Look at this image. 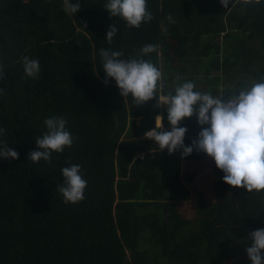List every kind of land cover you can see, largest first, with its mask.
Wrapping results in <instances>:
<instances>
[{
	"label": "trees",
	"instance_id": "16d2710c",
	"mask_svg": "<svg viewBox=\"0 0 264 264\" xmlns=\"http://www.w3.org/2000/svg\"><path fill=\"white\" fill-rule=\"evenodd\" d=\"M71 2L81 4L73 18L63 0H0V142L19 153L0 158V264H252L248 233L264 228L260 194L225 183L206 153L182 158L145 139L157 115L170 130L167 109L155 106L158 95L137 107L114 79L105 84L99 50L159 70L161 61V97L177 77L228 94L264 77V0H242L238 11L220 0H147L154 19L140 28L110 17L107 0ZM149 44L158 49L143 54ZM25 56L40 61L38 79L25 74ZM50 117L67 120L74 142L51 163H31ZM180 126L191 146L197 118ZM71 164L88 184L83 201L65 204L57 188Z\"/></svg>",
	"mask_w": 264,
	"mask_h": 264
},
{
	"label": "clouds",
	"instance_id": "9594fccd",
	"mask_svg": "<svg viewBox=\"0 0 264 264\" xmlns=\"http://www.w3.org/2000/svg\"><path fill=\"white\" fill-rule=\"evenodd\" d=\"M225 9L232 0H220ZM245 4L256 6L261 0H244ZM110 17H119L128 28H140L142 23L154 19L147 6V0H107L102 6ZM63 10L73 18L81 10L79 2L63 0ZM169 23H175L171 14ZM118 28L110 25L106 40L112 44ZM158 49V45L149 44L142 48L143 54H150ZM99 56L102 70L106 74L104 83L114 79L120 94L126 99L131 95L133 103L141 107L157 95L156 107L167 109V121L170 130L164 128V115L155 117L156 127L144 133V138L159 145V151L167 150L169 155L182 150V158L190 156L193 151L206 153L217 168L223 172L225 183L247 190V193L260 194L264 201V77L253 82L250 87H241L228 94L221 91L213 95L211 91H195L191 81L181 82L177 77L165 97L159 95L158 81L162 72L150 60L123 59V51L101 48ZM25 74L38 79L41 65L38 59L23 57ZM4 65L0 64V81L5 80ZM195 116L201 127L191 146L185 144L188 129L180 126L186 118ZM67 120L62 117H50L44 120L47 131L35 138L38 150L29 152L31 163L44 160L51 163L53 152L63 153L65 147L70 148L74 137L66 128ZM207 125V127H205ZM0 129V133H3ZM0 158L3 160L19 159V153L7 142H0ZM135 160V159H134ZM64 181L57 191L62 195L65 204H76L85 199L88 181L83 178L82 166L71 164L61 169ZM249 244L246 248L252 264H264V228L248 233Z\"/></svg>",
	"mask_w": 264,
	"mask_h": 264
},
{
	"label": "rangeland",
	"instance_id": "374dc122",
	"mask_svg": "<svg viewBox=\"0 0 264 264\" xmlns=\"http://www.w3.org/2000/svg\"><path fill=\"white\" fill-rule=\"evenodd\" d=\"M242 5V0H232V4H230L229 5V9L230 10H235V11H238V8H240V6ZM218 41H220L221 39L220 38H218L217 39ZM162 63H161V61H160V71L163 73V68H162V65H161ZM245 81H247L246 79L244 80V82ZM202 92V91H201ZM180 164H181V169H186V167L183 165V161H181L180 162ZM261 205V203H260V201L258 202V204L256 205L257 207H259ZM193 226L191 225V226H188V227H186V228H192ZM165 241L166 242H169L170 240H166L165 239ZM203 264H205V263H203Z\"/></svg>",
	"mask_w": 264,
	"mask_h": 264
}]
</instances>
